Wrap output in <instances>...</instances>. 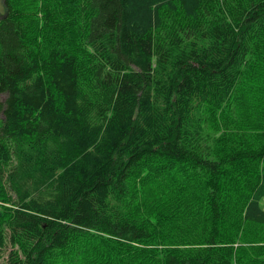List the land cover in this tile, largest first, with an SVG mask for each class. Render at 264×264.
<instances>
[{
  "label": "trees",
  "instance_id": "obj_1",
  "mask_svg": "<svg viewBox=\"0 0 264 264\" xmlns=\"http://www.w3.org/2000/svg\"><path fill=\"white\" fill-rule=\"evenodd\" d=\"M0 264H264V0H2Z\"/></svg>",
  "mask_w": 264,
  "mask_h": 264
},
{
  "label": "rangeland",
  "instance_id": "obj_2",
  "mask_svg": "<svg viewBox=\"0 0 264 264\" xmlns=\"http://www.w3.org/2000/svg\"><path fill=\"white\" fill-rule=\"evenodd\" d=\"M4 12L3 2L0 0V13L2 14Z\"/></svg>",
  "mask_w": 264,
  "mask_h": 264
}]
</instances>
